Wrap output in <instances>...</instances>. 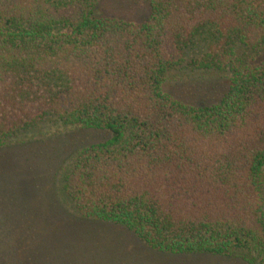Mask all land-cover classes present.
Masks as SVG:
<instances>
[{
	"label": "trees",
	"instance_id": "obj_1",
	"mask_svg": "<svg viewBox=\"0 0 264 264\" xmlns=\"http://www.w3.org/2000/svg\"><path fill=\"white\" fill-rule=\"evenodd\" d=\"M98 2L0 0V167L42 124L107 136L36 183L0 169V264H103L100 225L160 254L264 264V61L237 52L264 54V0H151L139 24ZM200 36L201 65L229 78L210 105L165 86Z\"/></svg>",
	"mask_w": 264,
	"mask_h": 264
},
{
	"label": "rangeland",
	"instance_id": "obj_2",
	"mask_svg": "<svg viewBox=\"0 0 264 264\" xmlns=\"http://www.w3.org/2000/svg\"><path fill=\"white\" fill-rule=\"evenodd\" d=\"M151 0H99L95 8V15L101 18H111L127 24H139L146 21L150 12ZM210 38L197 37L195 45L187 55L183 66L170 73L165 81L168 92L178 99L190 104L210 105L219 100L226 91L229 81L226 74L205 69L203 63H207L205 55L211 45ZM239 55L246 56L245 59L251 64L264 61V54L252 50H244L237 46ZM195 85L198 88L191 89ZM36 108L44 110L42 105ZM40 112V110L38 111ZM42 128L31 130L19 136L18 140H31L24 145L13 144L5 149L3 153V173L11 177L24 176L26 179L37 182L41 178L36 167L46 166L45 172L53 167L56 161L54 157L73 158L77 152L93 143L104 140L107 136L101 131L79 130L75 127L58 124L55 127L42 124ZM45 125V126H44ZM47 125V126H46ZM26 134V135H25ZM16 140V141H18ZM15 141V142H16ZM69 155V156H68ZM70 159V160H71ZM69 160V162H70ZM52 174L55 172L52 169ZM264 182V170L262 172ZM53 181L43 186L44 192L54 194ZM48 189V191H47ZM57 186L55 188L56 192ZM264 190V189H263ZM59 198L69 208L71 206L65 201L64 195L60 193ZM264 193V192H263ZM98 233L106 236L105 244L108 257H100L103 264H245L239 258L209 257V256H175L160 254L151 251L140 242L133 234L112 225H100ZM1 250V247H0ZM109 259V260H108Z\"/></svg>",
	"mask_w": 264,
	"mask_h": 264
}]
</instances>
